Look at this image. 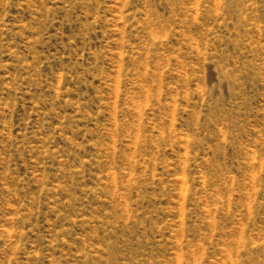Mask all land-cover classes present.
Here are the masks:
<instances>
[{"label":"rangeland","instance_id":"rangeland-1","mask_svg":"<svg viewBox=\"0 0 264 264\" xmlns=\"http://www.w3.org/2000/svg\"><path fill=\"white\" fill-rule=\"evenodd\" d=\"M0 264H264V0H0Z\"/></svg>","mask_w":264,"mask_h":264}]
</instances>
